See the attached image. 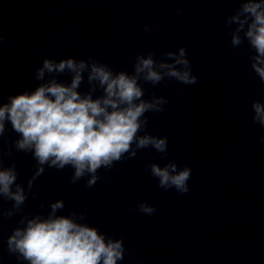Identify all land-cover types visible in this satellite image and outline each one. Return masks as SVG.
I'll list each match as a JSON object with an SVG mask.
<instances>
[{
    "label": "clouds",
    "instance_id": "clouds-1",
    "mask_svg": "<svg viewBox=\"0 0 264 264\" xmlns=\"http://www.w3.org/2000/svg\"><path fill=\"white\" fill-rule=\"evenodd\" d=\"M240 14H246L245 19H241ZM240 14L231 20L239 24L237 32L244 29L245 23L248 24L245 35L256 50L252 68L264 82V3L248 0L242 5ZM248 18H251L250 23ZM145 30H148L147 26ZM231 43L234 47L239 45L240 37L233 35ZM165 55L174 63L157 64L153 52H149L147 58L137 55L131 75L126 71L114 74L107 65L93 61L88 82L97 81L103 90V95L96 99L91 92L82 96L77 91L88 63L84 60L77 63L74 59L55 63L45 59L36 78L42 80L45 71L63 73L67 69L74 73L70 85L53 79L31 93L10 96L9 102L0 106V137L5 132V123L10 122L12 130L20 137L15 141V147L32 152L41 166L35 176L43 173L44 165L57 170L71 165L75 169L71 182L75 183L88 173L92 176L88 187L100 179L97 172L101 167L112 168L126 154L135 157L137 150L151 146L166 156V137L161 139L150 134H138L147 129L145 113L164 111L168 100L163 96L144 99L139 81L142 77L143 81L156 85L168 77L185 85H194L197 77L191 74V63L184 47L179 48L178 54L167 52ZM252 109L255 113L253 121L264 127V104L253 102ZM261 142L264 143V138ZM149 167L160 188H174L180 194L189 191L187 182L191 168L177 171L175 163L165 167L153 163ZM16 178L12 168L0 171V194L14 201L13 207L19 209L26 198L19 186L16 192L11 191ZM63 206L62 201H57L51 205L52 214L47 219L37 216L27 220L24 229H15L8 240L9 252L19 253V257L30 264H117V260L123 259L120 240L106 242L96 228L65 216L56 217V210ZM138 211L151 215L155 208L140 203Z\"/></svg>",
    "mask_w": 264,
    "mask_h": 264
}]
</instances>
